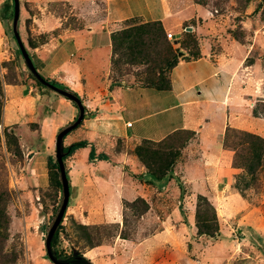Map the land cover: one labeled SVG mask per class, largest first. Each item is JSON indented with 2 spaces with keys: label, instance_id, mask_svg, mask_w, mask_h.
I'll list each match as a JSON object with an SVG mask.
<instances>
[{
  "label": "crops",
  "instance_id": "obj_1",
  "mask_svg": "<svg viewBox=\"0 0 264 264\" xmlns=\"http://www.w3.org/2000/svg\"><path fill=\"white\" fill-rule=\"evenodd\" d=\"M59 2L69 3L85 17L76 27L54 33L59 25L51 28L49 18L36 13L31 20L35 44L30 57L40 75L82 101L85 116L77 130L96 154L109 157L89 162L90 147H86L66 159L68 178L75 179L77 186L75 191L70 186L72 208L80 206L86 213L82 215L86 225L118 224L124 202L144 200L148 205L141 215L144 219L157 208L153 195L175 199L155 215L157 232L136 240L119 238L113 248L99 250L114 251L115 264L128 258L131 264H264V196L255 201L234 188L241 170L233 167V153L223 147L228 129L264 140V117L253 114L256 103L263 101L254 87L256 61L248 63L252 47L231 38L221 28L223 23L191 0H25L27 6L43 12L48 4ZM129 20L160 22L172 35L169 43L178 63L168 74V90L138 85L110 89L111 35ZM11 93L17 94L16 106L6 107L3 124L23 128L37 123L38 147L43 151L38 157H54L56 133L78 116L76 107L58 94H37L24 85L13 87ZM127 107L130 113L146 110L130 122ZM181 131L191 132L192 138L161 180L130 152L143 140L159 143ZM117 139L126 150L114 149ZM198 195L216 210L215 238L198 234ZM235 231L243 235L241 240H234Z\"/></svg>",
  "mask_w": 264,
  "mask_h": 264
},
{
  "label": "rangeland",
  "instance_id": "obj_2",
  "mask_svg": "<svg viewBox=\"0 0 264 264\" xmlns=\"http://www.w3.org/2000/svg\"><path fill=\"white\" fill-rule=\"evenodd\" d=\"M191 1L206 8L220 23H223L220 25L221 28L223 27L231 38L252 47V58L248 63L252 64L256 61V67L253 69L256 72H252L257 78L254 87L257 88L258 100L263 101L256 103L255 109L264 116V0ZM19 4L17 30L30 56L33 54L32 47L35 44L31 37L33 32L31 20L36 13L49 18L51 28L59 25L60 28L54 33L68 26L76 27L86 15L79 9L74 10L67 2L48 4L44 7V12L27 6L25 0H19ZM0 11V13L5 12V21H0V264H53L46 256L44 242L60 209L62 189L58 188L52 179L53 172L48 170L46 160L38 157L43 156V151H40L38 147L39 133L36 131L38 124L25 125L23 128L16 127V125L5 126L2 117L6 107L16 106L14 100L17 94L11 93L13 87L24 85L28 89L29 87L35 89L37 94L41 91L53 97L58 95L48 88L40 87L29 75L30 72L11 31L13 0H3ZM75 13L80 16H73ZM77 17L79 20L76 22ZM138 24L143 23L129 20L124 23L122 29ZM153 40L154 42L144 37V46L131 51L134 55H131L127 45L122 49L119 48L115 56L116 63L111 64L110 85L111 87L113 85L112 88L141 86V79L150 74L147 67L163 66L166 61L170 60L171 52L176 50L169 43L166 33H156ZM138 59L147 62L148 65L132 62L139 61ZM126 110L129 113L127 119L131 122L138 112L142 113L146 109L143 111L136 109L131 113L130 108L127 107ZM137 125L134 124V128ZM77 129L64 138V146L85 140L86 136ZM8 130L17 140L18 146L13 138L8 136ZM58 133L59 130L56 136ZM190 138L192 135L189 133H178L166 140L161 147L164 152L178 154ZM115 143L116 151L127 149L126 144L121 140L117 139ZM135 147L128 151L132 153ZM223 147L233 153V167L241 170L235 175L234 188L248 199L263 200L260 196H264V140L251 133L229 129L225 133ZM37 162L41 164L38 165ZM175 162L173 165L176 164ZM65 169L68 174L66 167ZM68 179L69 185L73 184V191H75L77 189L75 179H70V177ZM177 181H179L178 186L183 188L180 178ZM70 192L72 193L71 188ZM152 200L157 208L144 219H141L144 213L142 202L133 201L124 202L122 210L118 212L121 220L118 224L99 222L95 225H86V221L82 218V215L86 213L80 206L73 209L74 202L69 199L68 208L59 229V239L55 245L56 253L66 259L75 251L92 264H115L114 251L104 252L99 250V247L112 246L113 248L119 238L136 240L157 232L159 230L157 225L153 226V221L157 223L155 215H161L162 207H169L175 199L172 196H156L155 194ZM199 204V225L203 232L213 234L216 225L213 212L205 203L199 202ZM261 206V214L264 216V204ZM159 207L161 208L158 209ZM214 211L217 220L216 210ZM145 223H149L151 227L145 228ZM216 236L217 234L212 238ZM233 236L234 240H241L240 238L243 237L237 231ZM90 250L93 251L89 252ZM131 261V258H128L122 264H131Z\"/></svg>",
  "mask_w": 264,
  "mask_h": 264
},
{
  "label": "trees",
  "instance_id": "obj_3",
  "mask_svg": "<svg viewBox=\"0 0 264 264\" xmlns=\"http://www.w3.org/2000/svg\"><path fill=\"white\" fill-rule=\"evenodd\" d=\"M4 13L5 12L0 13V21L1 22L5 21V14ZM156 33L157 34L158 33L159 34L164 33V30H163L160 22H148V23H143V24H138V25H131V26L126 27L125 29H122L120 31L113 33L111 35V44H112L111 64L116 63L115 56L117 55L119 48L122 49V48H124L125 45H127V48H128V50H130L131 55H134V53L131 51L134 48H141L144 46V44H145L144 43V37L146 39L152 40V42H154L153 37L156 36ZM196 56L197 55H194V57H196ZM138 60L139 61H132V62L142 64V65H146V66L148 65L147 62L142 61L141 59H138ZM177 63H178L177 52L172 51L170 60L166 61L163 66L147 67V68H149L148 72L150 74H149V76H146L145 78L141 79V81H140L141 87L152 88V89H155L157 91L168 90L170 87L168 74H169L170 70L177 65ZM165 74H166V76H165ZM29 75L40 87L46 88L37 79H35L31 73H29ZM46 81H48V80H46ZM51 83L53 85L57 86L55 83H53V82H51ZM112 87H113V85H112ZM112 87L110 85V89H113ZM65 90H67V89H65ZM69 92H71V91H69ZM71 93L76 95L73 92H71ZM71 103L77 109V106L73 102H71ZM84 109L86 110L85 107H84ZM253 114H254V116L258 117L260 113H258L256 111V109H254ZM261 116H263V115H261ZM9 130H11V129H9ZM9 130L7 132L8 136L9 137L11 136L13 138L14 142L16 143V145L18 146L17 140L13 137V135L11 134V132H9ZM178 133H189L190 135H192L191 132H187V131H181ZM178 133H175V134H178ZM172 136L167 137L165 140H163L159 143H155V142H152L149 140H143V141H141V144L136 146L134 148V150L132 151V154H134L138 158V160L145 166L148 173L157 180H161L167 176V174L170 172V170L173 166V163L175 162V160L180 155V152L178 154H173L171 152H164L163 147H161V145L166 140L170 139ZM86 147H90V151H89V155H88V161L89 162H94L96 160H98V161H108L109 160V157L106 154H103V153L96 154L95 149H94L92 144L88 143L86 140H81L78 142H74V143L70 144L69 146H64L62 143L61 152L63 155L64 163H65V160L71 154L74 153V151H76L77 149L86 148ZM46 166L50 172H53L52 173V179L55 181L56 186H58V188L62 189L61 182H60L59 169H58L56 159L52 156H48L46 158ZM66 174H67V171H66ZM67 177H68V175H67ZM68 181H69V179H68ZM137 201L142 202L141 204L143 206V211L145 212L148 209V205L146 204V202L143 201L142 199L135 200V202H137ZM199 202L205 203L209 207V209L213 212V219H214V222L216 224L215 229H213V234H207L206 232H203L201 229V225H199V208H200ZM196 227H197L199 235H207L210 237H214L215 234H218V224H217V220H216V216H215L214 207L210 204V202L205 197L200 196V195L197 196V203H196ZM60 228H61V225H59V228L56 230V232L52 238V241H51V250H52V254H53L54 258L59 260V261L67 260L69 262L79 261V262H84V263H90L89 260L85 259V257L79 255L75 251L73 252L72 256H69L66 259L61 258V256L56 253L55 245L57 244L58 239H59V229Z\"/></svg>",
  "mask_w": 264,
  "mask_h": 264
},
{
  "label": "water",
  "instance_id": "obj_4",
  "mask_svg": "<svg viewBox=\"0 0 264 264\" xmlns=\"http://www.w3.org/2000/svg\"><path fill=\"white\" fill-rule=\"evenodd\" d=\"M19 13H20V4L19 0H13V18H12V34L15 38V41L18 45L19 51L22 55L23 61L28 69V71L34 76L35 79H37L43 86L46 88L54 91L56 94L68 99L69 101L73 102L78 109V116L77 118L70 123L69 125L63 127L59 133L56 136L55 139V159L58 165L59 169V175H60V182H61V187H62V203L60 206V209L55 217V220L53 221L49 231L47 232V236L45 237V251H46V256L49 259V261L53 264H92V263H84V262H64V261H59L54 258L51 250V241L52 238L58 228L59 225H61L64 214L66 212V209L68 208V203L70 199V185L68 181V177L66 174V169H65V163L63 160V155L61 152V147L63 143V139L66 135H68L71 131L76 129L84 120V114H85V109L84 105L82 104L81 100L71 92L62 89L58 86L53 85L51 82L46 81L44 78L40 76V74L37 72L33 61L26 51L17 27H18V20H19ZM189 30V28H188Z\"/></svg>",
  "mask_w": 264,
  "mask_h": 264
},
{
  "label": "built area",
  "instance_id": "obj_5",
  "mask_svg": "<svg viewBox=\"0 0 264 264\" xmlns=\"http://www.w3.org/2000/svg\"><path fill=\"white\" fill-rule=\"evenodd\" d=\"M166 36H167L168 40H172L173 39V37H172V35L170 33H166ZM128 126H130V124H128Z\"/></svg>",
  "mask_w": 264,
  "mask_h": 264
},
{
  "label": "flooded vegetation",
  "instance_id": "obj_6",
  "mask_svg": "<svg viewBox=\"0 0 264 264\" xmlns=\"http://www.w3.org/2000/svg\"><path fill=\"white\" fill-rule=\"evenodd\" d=\"M77 262H79V261H77Z\"/></svg>",
  "mask_w": 264,
  "mask_h": 264
}]
</instances>
